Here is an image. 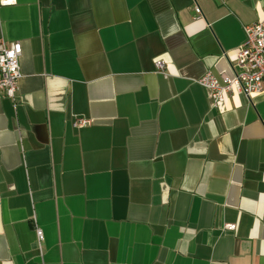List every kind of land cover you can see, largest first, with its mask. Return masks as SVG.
Returning a JSON list of instances; mask_svg holds the SVG:
<instances>
[{"label": "crops", "instance_id": "0c3cea01", "mask_svg": "<svg viewBox=\"0 0 264 264\" xmlns=\"http://www.w3.org/2000/svg\"><path fill=\"white\" fill-rule=\"evenodd\" d=\"M263 18L264 0L0 7L23 47L0 95V264H264V90L216 106L198 82L234 77Z\"/></svg>", "mask_w": 264, "mask_h": 264}, {"label": "built area", "instance_id": "2783aa9c", "mask_svg": "<svg viewBox=\"0 0 264 264\" xmlns=\"http://www.w3.org/2000/svg\"><path fill=\"white\" fill-rule=\"evenodd\" d=\"M17 0H0V7L11 6ZM200 15L201 10L196 7ZM245 39L236 52V75L230 77L227 73L220 76L211 71L205 73L198 82L211 91L214 104L217 106L225 100L226 95L237 92L251 97L264 90V18L244 27ZM23 47L20 41L0 40V95L14 98L19 89V80L22 76L20 58ZM159 69H164V61L156 62ZM91 119H76L78 127L91 124ZM229 229L235 225L229 224ZM38 240L45 239L43 230L36 228Z\"/></svg>", "mask_w": 264, "mask_h": 264}]
</instances>
